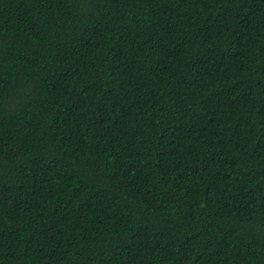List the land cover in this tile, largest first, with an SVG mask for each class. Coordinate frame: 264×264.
I'll use <instances>...</instances> for the list:
<instances>
[{
    "label": "trees",
    "instance_id": "trees-1",
    "mask_svg": "<svg viewBox=\"0 0 264 264\" xmlns=\"http://www.w3.org/2000/svg\"><path fill=\"white\" fill-rule=\"evenodd\" d=\"M0 264H264V0H0Z\"/></svg>",
    "mask_w": 264,
    "mask_h": 264
}]
</instances>
